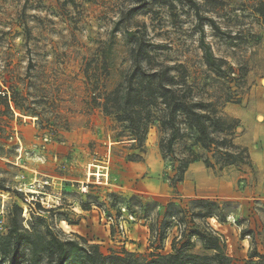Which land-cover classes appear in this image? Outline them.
Listing matches in <instances>:
<instances>
[{
  "label": "rangeland",
  "instance_id": "rangeland-1",
  "mask_svg": "<svg viewBox=\"0 0 264 264\" xmlns=\"http://www.w3.org/2000/svg\"><path fill=\"white\" fill-rule=\"evenodd\" d=\"M195 1L225 32L202 24L219 71L205 63L201 25L186 0H0V264L11 256L3 237L17 206L29 237L16 263L31 264L32 234L98 245L107 257L130 252L143 263L171 252L172 235L164 249L150 247V219L170 202L189 209L195 199L228 213L226 222H206L231 264H254V248L264 254V0ZM138 47L155 62L183 63L197 96L239 99L222 111L240 121L236 142L248 148L251 167L211 169L198 159L173 186L178 162L162 153L158 122L142 159L125 157L130 151L115 141L96 97L124 80ZM189 144L176 146V158Z\"/></svg>",
  "mask_w": 264,
  "mask_h": 264
},
{
  "label": "trees",
  "instance_id": "trees-1",
  "mask_svg": "<svg viewBox=\"0 0 264 264\" xmlns=\"http://www.w3.org/2000/svg\"><path fill=\"white\" fill-rule=\"evenodd\" d=\"M186 1L196 9L201 25L200 47L204 52L205 63L210 69L219 71L222 60L213 54L205 41L202 24L208 21L214 30L223 34L225 32H221L213 18L200 14L199 4L195 0ZM131 56L133 66L124 80L96 97L100 99L98 105L104 115L114 122L112 129L115 131V141L130 151L125 155L126 158L130 161L142 159L149 129L158 122L162 133V153L178 162L174 164L175 174L171 177L173 186L183 180L189 164L198 159H202L211 169L251 167L248 148L236 142L240 121L225 117L222 111L227 103L238 102V98L228 96L219 101L197 96V85L189 80L187 67L183 63L155 62L146 47L132 49ZM144 60L147 66L143 65ZM188 141L187 154L176 158V146ZM194 147H199L203 155L196 154ZM150 206L147 205L146 209ZM21 214L22 208L17 206L8 234L3 237L11 241L8 264H20L16 263L20 246L29 237L23 228L24 218ZM209 218L226 222L228 213L218 202L208 199L192 200L189 209L180 208L173 202L168 203L162 218L158 214L155 219H150V247L164 249V240L172 235L171 252H152L151 259L143 263L132 259L134 254L130 252H127L129 259L118 255L107 257L98 245L83 246L72 239L61 240L55 235L47 238L37 234H32L34 240L29 239L32 254L29 261L39 264L44 255L45 264H74L76 261L83 264H231L232 258L225 252V244L206 222ZM243 233L250 235L251 231ZM193 239L201 244L202 252L194 251L196 243ZM250 258L258 259L254 264H264V254L255 248Z\"/></svg>",
  "mask_w": 264,
  "mask_h": 264
},
{
  "label": "built area",
  "instance_id": "built-area-1",
  "mask_svg": "<svg viewBox=\"0 0 264 264\" xmlns=\"http://www.w3.org/2000/svg\"><path fill=\"white\" fill-rule=\"evenodd\" d=\"M2 224H3V220L0 219V229L3 228V225Z\"/></svg>",
  "mask_w": 264,
  "mask_h": 264
},
{
  "label": "bare ground",
  "instance_id": "bare-ground-1",
  "mask_svg": "<svg viewBox=\"0 0 264 264\" xmlns=\"http://www.w3.org/2000/svg\"><path fill=\"white\" fill-rule=\"evenodd\" d=\"M25 216L27 217V211H26V213H25Z\"/></svg>",
  "mask_w": 264,
  "mask_h": 264
}]
</instances>
